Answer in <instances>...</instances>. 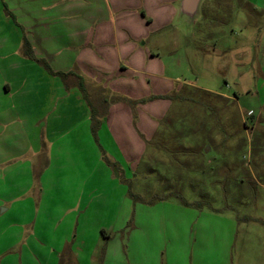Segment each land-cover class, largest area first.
<instances>
[{"label": "rangeland", "instance_id": "rangeland-1", "mask_svg": "<svg viewBox=\"0 0 264 264\" xmlns=\"http://www.w3.org/2000/svg\"><path fill=\"white\" fill-rule=\"evenodd\" d=\"M111 1L117 13L94 28L82 77L120 140L102 159L112 174L90 156L44 172L35 150L1 161L0 264H264V0H235L232 14L231 3L202 0L195 21L179 0ZM95 172L102 183L80 187ZM73 211L100 213L115 231L96 244L90 231L73 251L76 227L58 248L36 218Z\"/></svg>", "mask_w": 264, "mask_h": 264}, {"label": "crops", "instance_id": "crops-1", "mask_svg": "<svg viewBox=\"0 0 264 264\" xmlns=\"http://www.w3.org/2000/svg\"><path fill=\"white\" fill-rule=\"evenodd\" d=\"M5 4L15 19L6 14ZM257 4L264 7L262 1ZM116 13L111 0H0V162H6L12 156H23L29 151L34 153L35 150L37 154L44 155L37 157L39 169L43 172L53 169L54 163H65L63 167L75 165L76 170L78 165L74 156H90L104 166L106 173L112 174L110 166L102 159L104 154L111 157V152L118 151L114 143L120 140L117 131L114 134L108 127L107 115H103L101 109V114L95 113L100 128L94 134L92 109L102 107L98 100L96 108L90 105L82 72L90 68L93 58L91 44H94V28L112 23ZM23 36L32 45L34 54L45 59L53 71L69 73L66 81L26 56ZM258 59L264 64L263 42ZM260 86V89L264 88V82ZM246 92L247 101L259 97V91L256 94L251 90ZM6 96H10V104V100L2 103L1 99ZM248 106V113L254 115L257 107ZM129 117L127 114L125 133L121 135V139L128 140V144L131 138L135 140L137 137L136 131L131 129ZM42 135L45 143L41 142ZM99 141H104V146ZM98 147L104 149L99 150ZM57 154L64 156L61 162H58L60 155ZM3 170L7 171V168L2 167ZM92 179L102 183L104 176L99 177L96 172L87 175L80 187L85 188ZM70 181L74 183L72 178ZM81 202L80 199V205ZM91 202L93 204L94 199ZM39 215L43 218L49 216L46 212L38 214L36 223L52 229L58 248H66L76 227L73 251L84 246L86 242H82V237L87 238L90 231L93 238L90 242L95 244L101 235L107 238L109 232L115 231V226L109 228L100 213L83 212L76 217L73 211L65 214L64 220H52L51 224L41 221Z\"/></svg>", "mask_w": 264, "mask_h": 264}, {"label": "trees", "instance_id": "trees-1", "mask_svg": "<svg viewBox=\"0 0 264 264\" xmlns=\"http://www.w3.org/2000/svg\"><path fill=\"white\" fill-rule=\"evenodd\" d=\"M5 10H6V14L8 16H10L11 18L15 19V16L11 13V11H9L7 5L5 4ZM23 46L25 49V54L28 58L35 60L36 62L40 63L42 66H44V68L49 71L51 74L54 75H59V77H61L63 80L66 81L69 73H63V72H59V71H53L51 66L47 63V61L45 59H42L40 57H37L34 52H33V48L32 45L30 44V42L28 41V39L26 38V36H23ZM96 112L94 111V109H92V116H93V123H92V130L94 132V134H96L97 132V128L99 126V119L97 118Z\"/></svg>", "mask_w": 264, "mask_h": 264}, {"label": "water", "instance_id": "water-1", "mask_svg": "<svg viewBox=\"0 0 264 264\" xmlns=\"http://www.w3.org/2000/svg\"><path fill=\"white\" fill-rule=\"evenodd\" d=\"M202 0H179L180 13L186 16L187 20L195 21L200 15Z\"/></svg>", "mask_w": 264, "mask_h": 264}, {"label": "flooded vegetation", "instance_id": "flooded-vegetation-1", "mask_svg": "<svg viewBox=\"0 0 264 264\" xmlns=\"http://www.w3.org/2000/svg\"><path fill=\"white\" fill-rule=\"evenodd\" d=\"M222 2H224L225 5L228 4V3H231V9H232V11L230 12V14H232V12L234 10V6L238 3V1L236 2L235 0L227 1V3H226V0H216V6L217 7L220 6V4H222Z\"/></svg>", "mask_w": 264, "mask_h": 264}]
</instances>
